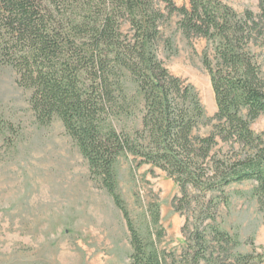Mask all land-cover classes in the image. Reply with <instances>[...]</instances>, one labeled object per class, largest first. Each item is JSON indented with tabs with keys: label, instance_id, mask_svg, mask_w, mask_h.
Here are the masks:
<instances>
[{
	"label": "trees",
	"instance_id": "1",
	"mask_svg": "<svg viewBox=\"0 0 264 264\" xmlns=\"http://www.w3.org/2000/svg\"><path fill=\"white\" fill-rule=\"evenodd\" d=\"M162 1L164 9L159 0H0V71L11 68L31 91L37 125L62 122L126 220L132 264H263L264 247L243 251L246 243L222 225L219 208L231 205L228 187L250 181L264 221V131L252 129L264 115L263 63L253 51L264 39V0L263 15L239 14L222 0ZM174 13L184 37L207 41L212 117L194 86L160 57L161 48L177 52L163 33ZM136 112L141 127L129 128ZM4 129L15 131L0 114V135ZM131 156L178 185L172 204L185 216L179 246L160 247L157 204L147 210L148 233L135 226L118 180L121 159Z\"/></svg>",
	"mask_w": 264,
	"mask_h": 264
},
{
	"label": "rangeland",
	"instance_id": "2",
	"mask_svg": "<svg viewBox=\"0 0 264 264\" xmlns=\"http://www.w3.org/2000/svg\"><path fill=\"white\" fill-rule=\"evenodd\" d=\"M173 1L178 7L189 6V0ZM222 1L239 14L251 10L263 15L259 0ZM159 6L164 9L165 3L159 0ZM179 19L174 13L163 24V33L173 38L177 52L168 54L161 48L160 57L173 75L194 86L206 116L212 117L217 104L203 63L207 41L184 37ZM253 51L264 71L263 38ZM30 96V90L19 86L14 70L0 71V114L15 129L13 133L4 129L0 135V264H132L130 232L122 212L91 176L87 160L62 122L56 119L49 127L35 123ZM127 123L140 128L139 113ZM252 129L264 131V115ZM132 160L121 159L118 180L135 226L146 235L151 222L148 207L157 204L165 231L160 247L179 246L185 216L172 204L180 194L178 185L163 170L149 164L137 167ZM253 186L250 181L232 184L227 188L231 205L219 208L222 225L246 243L243 251L264 247L263 214L250 195Z\"/></svg>",
	"mask_w": 264,
	"mask_h": 264
}]
</instances>
